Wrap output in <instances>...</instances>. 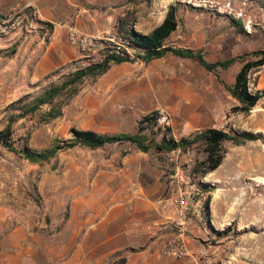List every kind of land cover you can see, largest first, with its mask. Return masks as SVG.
<instances>
[{"label": "rangeland", "instance_id": "374dc122", "mask_svg": "<svg viewBox=\"0 0 264 264\" xmlns=\"http://www.w3.org/2000/svg\"><path fill=\"white\" fill-rule=\"evenodd\" d=\"M127 3L131 10L117 19L116 26L119 19L128 18L141 33L160 25L169 7L176 6L179 28L167 44L202 50L210 62L264 49V0ZM87 64L82 61L62 75L56 72L36 91L23 96L28 97L24 104ZM241 67L238 63L219 74L233 84ZM249 79L251 91L263 97L250 114L244 115L233 111L236 101L196 60L168 55L150 64L139 60L111 64L105 74L80 83L76 95L67 92L57 99L55 106L62 109V117L46 122L44 116L51 106H45L18 118L12 126V142L17 149L27 146L43 151L57 140L71 139L73 128L102 134L133 131L145 116L161 111L168 115L165 127H171L169 135L177 140L210 127L239 136L251 134L255 139L242 145L227 142L222 165L207 175L195 171L196 163L204 159L200 146L187 153L153 152L149 162L164 172L166 187H175V193L178 168L203 186L214 188L208 196V233L197 241L207 254H200L197 264H207V260L211 264H264V66L254 69ZM9 94L7 89L6 103L0 102V131L11 117L21 114L24 105L12 107L19 99ZM164 128H156L153 137L159 140ZM128 149L127 144L97 151L76 147L49 163L32 164L0 145V264H53V259L62 264L63 257H55L57 252L53 251L61 247L72 199L79 194H68V189L92 187L97 177L106 183L125 167L123 160L128 155L124 151ZM121 261L113 263L108 258L106 264Z\"/></svg>", "mask_w": 264, "mask_h": 264}, {"label": "crops", "instance_id": "0c3cea01", "mask_svg": "<svg viewBox=\"0 0 264 264\" xmlns=\"http://www.w3.org/2000/svg\"><path fill=\"white\" fill-rule=\"evenodd\" d=\"M127 2L0 0L2 14L31 3L42 19L40 35L13 34L0 41V102L6 103L7 89L17 100L36 91L61 68L74 67L82 53L69 41L73 29L103 37L117 34V19L131 10ZM123 164L106 183L97 177L92 187L68 189V194H79L72 199L61 247L53 255L62 256V264H106L108 258L125 264H197L200 254L207 252L197 245L208 233L207 223L196 225L187 235L175 227L164 206L175 187H166L164 172L152 166L149 154L133 152ZM174 237L187 244L185 262L161 252L162 245Z\"/></svg>", "mask_w": 264, "mask_h": 264}, {"label": "trees", "instance_id": "16d2710c", "mask_svg": "<svg viewBox=\"0 0 264 264\" xmlns=\"http://www.w3.org/2000/svg\"><path fill=\"white\" fill-rule=\"evenodd\" d=\"M139 2L151 3L152 0H138ZM177 7L171 5L163 22L155 27L151 32L144 34L138 32L128 18H121L117 23V34L127 41L128 49L133 51L131 56L127 51L121 55H109L101 63L91 64L80 68L72 73L60 85L51 86L43 91L31 103H25L24 97L11 104L15 106L24 104L22 112L18 117H11L8 126L0 131V145L32 164L49 163L61 152L81 147L88 150H101L107 146L125 145L129 149L124 151V155L132 152H143L147 154H170L176 151L187 153L195 146L202 147L204 159L198 161L195 165V171L202 175H207L216 171L223 163L225 158V144L233 142L236 145H242L246 141H253L255 137L251 134L242 136L232 134L229 131L218 128H206L198 131L189 137H183L179 140L170 136L171 127H159V113L154 112L145 116L140 122L135 133L120 132L114 134H102L94 130H80L73 128L71 130L73 137L68 140H57L52 145L43 150L35 151L27 146L17 149L13 142L12 126L18 118L35 114L45 106L51 108L45 113L44 120L50 122L63 116L61 108L55 106V102L65 93L69 92L70 96L78 93V85L86 78L97 77L105 74L111 64L122 65L134 61H142L150 64L153 61L163 59L168 55L175 56L185 60H196L208 73L214 74L219 83H221L230 96L236 101L237 106L233 108L235 113L248 115L256 107L263 95L259 92L253 93L250 89V73L257 68L264 66V49L253 51L251 53L230 57L222 61L210 62L202 50H193L183 47H172L167 41L179 28L177 16ZM242 67L235 77L233 84L225 82L219 72L227 71L236 64ZM157 130L165 129V133L158 140L153 137ZM207 192H213L211 185H204ZM207 215L210 211V200L206 202ZM209 221V218H208ZM120 264H125L122 260Z\"/></svg>", "mask_w": 264, "mask_h": 264}, {"label": "built area", "instance_id": "2783aa9c", "mask_svg": "<svg viewBox=\"0 0 264 264\" xmlns=\"http://www.w3.org/2000/svg\"><path fill=\"white\" fill-rule=\"evenodd\" d=\"M41 20L39 12L31 3L15 8L8 14H2L0 11V41L13 34H18L23 38L40 35ZM69 41L82 53V57L75 62V65L88 61L87 65H82L77 70L91 64L101 63L109 55H121L127 51L132 56L133 52L128 49L127 41L118 35L105 37L86 35L73 29L69 34ZM67 70L68 67H63L58 74L62 75ZM158 113V125L165 127V124H168V115L164 111ZM175 182L178 186L176 193L164 201V206L170 212L171 221L175 227L183 233L192 231L196 225L207 223L206 202L210 192L206 191L203 183L190 178L186 170L182 168H178ZM161 252L166 256L184 259L188 256V247L182 238L174 237L162 245ZM210 262L211 260H207V264H211Z\"/></svg>", "mask_w": 264, "mask_h": 264}]
</instances>
